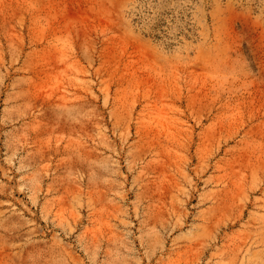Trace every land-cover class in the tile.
Segmentation results:
<instances>
[{
  "label": "rangeland",
  "instance_id": "1",
  "mask_svg": "<svg viewBox=\"0 0 264 264\" xmlns=\"http://www.w3.org/2000/svg\"><path fill=\"white\" fill-rule=\"evenodd\" d=\"M0 264H264V0H0Z\"/></svg>",
  "mask_w": 264,
  "mask_h": 264
}]
</instances>
